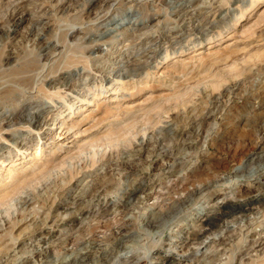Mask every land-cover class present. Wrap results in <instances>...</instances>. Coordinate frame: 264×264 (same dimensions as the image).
<instances>
[{
    "label": "rangeland",
    "instance_id": "rangeland-1",
    "mask_svg": "<svg viewBox=\"0 0 264 264\" xmlns=\"http://www.w3.org/2000/svg\"><path fill=\"white\" fill-rule=\"evenodd\" d=\"M261 192L264 0H0V264H264Z\"/></svg>",
    "mask_w": 264,
    "mask_h": 264
},
{
    "label": "bare ground",
    "instance_id": "bare-ground-1",
    "mask_svg": "<svg viewBox=\"0 0 264 264\" xmlns=\"http://www.w3.org/2000/svg\"><path fill=\"white\" fill-rule=\"evenodd\" d=\"M167 168V170H169V168L168 167H166ZM247 200H248V202H251V203H254V202H260V203H263L264 202V192H261V193H259L257 196H249L248 198H247ZM247 202V203H248ZM243 206L242 205H240V209L242 210L243 208H242ZM247 208V207H246ZM248 208H250V207H248ZM247 208V209H248ZM245 209V208H244ZM243 209V210H244ZM221 211H218V212H216V213H218V214H220L221 212H222V209H220ZM208 215H210V214H208ZM159 216V215H158ZM155 217H157V216H154L153 218H155ZM203 220V219H202ZM203 228L201 229V231H202V233H200L201 235H196L197 237H196V240L197 239H199V238H201V236H203L204 234H206L207 232H208V230L209 229H207L206 227H205V225H203L202 226ZM180 239H181V237H180ZM188 238H184L183 240H187ZM182 240V241H183ZM195 240V239H194ZM47 252L46 251H43V252H41L40 253V257L41 256H43L44 254H46ZM168 255H166L165 256V258L166 259H168L170 262H174L175 261V259L177 258V254H173V253H167ZM170 254V255H169ZM42 259V257L40 258V260ZM134 264H136V263H134Z\"/></svg>",
    "mask_w": 264,
    "mask_h": 264
}]
</instances>
